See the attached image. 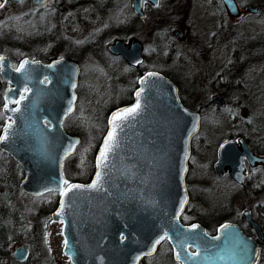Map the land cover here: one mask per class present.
<instances>
[{
	"label": "water",
	"instance_id": "1",
	"mask_svg": "<svg viewBox=\"0 0 264 264\" xmlns=\"http://www.w3.org/2000/svg\"><path fill=\"white\" fill-rule=\"evenodd\" d=\"M6 1L19 0H0ZM31 1L39 4L45 0ZM221 1L230 15L237 14L233 0ZM246 10L256 12L251 6ZM139 44L116 40L106 48L136 67L142 61ZM127 47L133 55L127 53ZM7 61V57L0 59V76L10 86L3 93L1 111L10 120L1 130L0 149L22 168L19 191L33 197L51 191L59 195L50 217L61 222L62 254L70 264H137L152 255L162 240L171 243L175 259L182 264H255L259 248L243 238L235 224H221L212 237L199 223L183 226L178 220L187 202L184 177L190 140L198 133L200 117L196 110L181 104L171 80L152 71L140 75L130 104L111 110L105 119V133L92 160L91 180L63 185L61 162L75 151L78 139L63 133L61 122L74 109L78 66L58 58L45 65L24 58L11 69ZM45 76L50 80L42 84ZM24 89L19 99L18 93ZM214 101L223 106L219 96L215 95ZM131 108L136 111L125 113ZM109 132L114 139L101 162L97 158ZM238 141L241 150L229 164L235 181L241 177L242 155L250 164L264 167V157L252 155L248 146ZM234 147L228 140L219 145L215 168L226 165L224 155ZM94 182L96 186H92ZM244 215L262 240L261 228L248 217V211ZM192 226L195 231H189ZM230 242L249 254L227 262L214 254ZM189 246L195 253L184 257L180 250Z\"/></svg>",
	"mask_w": 264,
	"mask_h": 264
},
{
	"label": "flooded vegetation",
	"instance_id": "2",
	"mask_svg": "<svg viewBox=\"0 0 264 264\" xmlns=\"http://www.w3.org/2000/svg\"><path fill=\"white\" fill-rule=\"evenodd\" d=\"M8 3H15V5L24 4L25 7H28V9L32 11L31 13L35 16L34 20L37 28L33 30V34L31 35L33 38V44L29 46V49L33 50V48L36 47V51L39 55V57H32L28 51L23 52L21 55L17 53H7V55H2L0 51V59L7 57V62L11 69L16 68L17 64H19L18 62L24 58H27L28 61L37 60V62L44 65L45 63H50L52 60L58 58L69 60V62H72L75 65L77 64L78 66L77 70L79 71L76 79L77 85L74 89L76 93L74 109L61 122L62 132L78 139L75 151L80 144L78 134H80L81 126L78 122H75L72 117L82 116L79 114L76 116L74 112L77 107V100L81 95L84 99H88L90 95L92 96L94 94V91L89 89L90 86L86 85L85 87V84L80 83L78 80V78H80L85 72L81 69V61L83 58H86V55H89L91 59H95L99 62L101 67L108 70L107 72H110L111 74L119 73L120 71L122 72V70H119L120 67L125 69L123 71H125L124 75L126 80L124 83L126 85L125 87L121 86L117 91H122L126 94L125 97L119 101V105L115 108H118L120 105L124 106L130 104L132 101L131 96L139 76L149 71L162 73L163 76L171 80L177 89V96L179 97L180 102L184 105L183 97L181 96L182 87L178 85V80H176V77L172 74L168 75L170 72H162L159 67L162 66L164 69L166 68L165 65L178 61L177 59H179L181 55L185 56L182 51L179 50L180 44L182 46V43L185 42L184 46H190L192 51L190 52L191 71L189 73L190 88L188 94L191 101L190 110H193V99L196 101L198 100L201 104H210L222 109L225 106V100L230 98L229 63L233 62L235 56H239L244 52L247 44L250 45L252 41H255V43L261 42V40L264 39L262 34L259 33H253L247 35V37L243 30L245 29L246 19H257L258 17L264 18V4L260 3L255 5L250 0H233L236 7L235 10L237 11L235 16L230 15V13L225 10L226 8L221 0H45L39 4H35L31 0H19L18 2L6 1L5 4H3V7ZM203 4H207V9L203 12L199 11L200 13L197 12V7ZM249 6L256 9V12L246 10ZM3 7H0V9ZM209 12L212 14L214 12V15L218 18V26H212L206 31H199L196 28L198 21L203 20L208 16ZM39 19H41V21H39ZM35 32L38 35H41V38L37 36ZM2 38H5L2 45L4 46L6 44L9 46V43L6 42L7 38L3 34H0L1 41ZM205 38H208L207 43L203 42L205 41ZM106 40H108V42H106ZM116 40H120L123 44H127L128 40H134L140 43V57H142V61L138 66L132 67L120 57V54L112 55L108 52L106 45L109 43L111 44ZM36 41L40 42L41 45L37 46L36 43H34ZM181 41L182 43L179 44ZM104 42H106V44H104ZM20 43L21 42L15 44ZM54 48L60 56L57 55L55 58H48V56H45L46 54L49 55V53H52ZM117 50L115 49L114 51L117 52ZM126 51L129 55L134 54L131 47H127ZM193 55L198 57L201 56L202 58L204 57L205 60H203V64L205 65V70L210 69L214 74H212L213 76L211 75L208 83L203 81L208 78L204 75L199 87H196L195 84L193 85ZM105 56L107 57L105 58ZM215 57L220 61H216ZM226 57H228V59L231 57V61L227 62L225 59ZM171 66L173 65L171 64ZM236 71L237 70L234 72L237 73ZM31 76L35 77L36 73H32ZM120 77L121 76H119V79ZM48 80H50L49 77L45 76L40 82L46 84ZM1 85L4 86V90L0 94V117L2 119L0 122V133L3 125L10 120L8 117L2 115L1 111L3 106V93H5V90L10 86L0 76V86ZM25 89L18 93L19 99L24 96L23 92H25ZM215 95L219 96L223 101L222 107L214 101ZM15 105V103H11V106ZM115 108H109V111L105 114V119L109 112ZM198 116L201 117L200 113ZM105 119L103 120V132L97 141L98 144L96 148L92 150L93 154L90 161L91 166L89 167V171H87V175L82 177V182L87 183L92 178V171H94V163L92 160L95 155V150H97L99 146V141L105 133ZM44 124L47 126L49 125V123L46 122H44ZM200 125L201 118L199 119L198 125L199 131L201 127ZM198 133L195 135H198ZM195 135H193L190 140V153L186 166L187 171L184 177V189H186L187 193V202L182 209L183 212L178 220L183 226L199 223L205 233L212 237L216 235L217 228H219L221 224L229 222L235 224L237 226L236 228L242 233L243 238L253 241L254 245L259 248L255 264H261L264 260V227L261 226L258 218L255 217V212H257V214L259 213L260 217V203L256 202L252 207L250 206L249 208L242 209L239 215V222H232V220L227 219L218 223L217 220V223L215 222L214 225H212L211 223H208L209 221L206 223V221L201 219L200 215H202V213L200 207H202V204L200 200L197 202H194L193 200L195 197L194 194L197 191V187L193 186V180L195 178H192V146ZM226 140L233 141L236 147H234L235 149L228 150L226 155H224L225 159L228 160L226 165L221 169L215 168L214 166H216V162L218 161V147ZM238 140H241L244 145L248 146L252 155L264 157V154H260V152L251 149L246 136L244 137L238 132L235 134L230 132L226 134L225 139L213 146L209 165L206 166L207 168L206 171H204V174L202 172L200 175H204L203 178L210 180L220 179L226 183L228 182L232 188L241 190L243 193L242 195L246 196V189L248 187L252 190L254 188L253 192H256L255 185L260 182L261 176L259 174H264V167L260 164H250L247 157L242 155L240 157L242 172L239 181H235L232 176H230L232 173L229 164L236 160L238 150H241ZM72 154L74 155L75 152L73 151ZM6 157H9L10 159H6ZM68 157L64 158L63 162H61L62 174H64L65 181L67 183H70L71 181L82 183L75 181L80 178V174L76 173L79 168H73L68 172L64 167L63 163ZM10 160L13 164L9 162ZM23 177L21 166H18L11 156L7 155L0 149V181L2 180V182H7L8 184L12 183V185L18 186ZM67 183H63V185H66ZM54 194L57 198L52 209L41 207L46 201L44 193L36 197L24 194L27 198L34 201L33 205H31V216H29L28 219L22 218V214L17 211H11L8 213L6 211V213L4 212L5 214L1 216L2 218L0 220V264H70L68 257H64L62 254L63 238L61 237V243L58 248L56 246H53L52 248L47 238V219L60 228L61 235V222H56L50 217L59 198L58 194ZM246 211L249 212L248 217H250L253 222L261 228L263 233L262 240H259V238L256 237V231L253 227H250V224L244 217ZM230 212L231 210L228 209L227 215H229ZM11 220L15 222L16 226L5 225L6 222ZM166 241L167 240H162L157 245V248L153 251L152 255L140 259L137 264H182L180 259H175L171 243ZM224 245V248L220 251L214 252V254L217 257L223 256L225 262L236 260V256L243 254L245 256L249 254V251L246 252L244 249H238L237 245L233 248V242ZM192 249V246H189L184 251L180 250V254L184 257H193L195 251ZM57 252L62 255L59 257L65 262L62 260L59 261L58 258L54 256Z\"/></svg>",
	"mask_w": 264,
	"mask_h": 264
},
{
	"label": "rangeland",
	"instance_id": "3",
	"mask_svg": "<svg viewBox=\"0 0 264 264\" xmlns=\"http://www.w3.org/2000/svg\"><path fill=\"white\" fill-rule=\"evenodd\" d=\"M250 1L255 5L260 3L264 4V0ZM206 9L207 4H203L197 7V12H203ZM31 12L32 11L29 10L28 7H25L24 4L15 5V3H8L5 7L0 9V30L2 27L9 28L10 30L14 27V31L20 37L33 34V30L37 28V25L34 20L35 16ZM217 20L218 18L214 15V12L213 14L209 12L208 16L198 21L196 28L199 31H206L212 26H218ZM39 21H41V19H39ZM243 30L246 36L259 33L264 37V18L246 19L245 29ZM37 36L41 38V35L37 34ZM21 40L22 39L17 40V42H21L20 44H15L13 46H7L5 44L3 46L2 42L5 41V38H2V41L0 39V51L2 55H7V53H17L21 55L23 52L28 51L30 56L39 57L36 47L30 50L27 48L26 43ZM207 41L208 38H205L203 42L207 43ZM106 42H108V40H106ZM106 42H104V44H106ZM34 43H36L37 46L41 45V43L37 41ZM180 43H182V41L179 42V44ZM182 44V46L180 44L179 50L182 51L185 56L181 55L179 59H177L178 61L165 65L166 68L164 69L162 66L159 68L162 72H170L168 75L172 74L176 77L179 83L178 85L182 87L181 96L183 97L184 106L191 109V101L188 94L190 88L189 73L191 71L190 52L192 51L190 46H184L185 42ZM57 55L60 56L59 53H57ZM106 57L107 56H105V58ZM215 58L216 61H220L217 57ZM225 59L227 62L231 61V57H229V59L226 57ZM203 60H205L204 57L193 55L192 75L193 85L195 84L196 87L200 86L199 84L204 75L209 79L207 78L203 81L208 83L213 74V71L210 69L205 70ZM171 64L173 66H171ZM229 65H231V62ZM81 69L85 72L78 80L80 83H84L85 87L86 85L90 86L89 89L94 91V94L92 96L90 95L88 99H84L81 95L77 100V107L74 112L76 116L78 114L82 116L72 118L75 122L80 124V133L83 135V139L79 141L80 144L77 150L74 151L75 154L70 155L63 163L68 172L73 168H79L76 172L80 174L79 179H82L83 176L85 177L87 171H89L93 147L96 145V141L100 138L103 132L102 130L104 129L103 120L105 119V114L109 111V108L117 107L119 101L122 100L126 94L125 92L117 91L121 86L125 87L126 85L124 83L126 80L124 75L125 71H123L125 70L124 68L120 67L119 70H122V72L111 74L107 72L108 70L101 67L99 62L95 59H91L89 55H86V58H83L81 61ZM242 72L243 74L240 80H234L232 83L229 82L230 98L225 100V106L222 109L210 104H201L198 100L196 101L193 99V109L199 111L198 113H200L201 116L200 131L198 135L194 136L192 146V178H195L193 180V186L197 187L193 200L194 202L200 200L202 204V207H200L202 215H200V217L206 221V223L209 221L208 223L212 225H214L217 220L218 223L227 219L232 220V222H239L241 210L249 208L250 206L252 207L253 204L258 202L260 203L259 208L261 214L259 217V213L257 214V212H255V217L258 218L259 223L264 227V216H261L264 215V174H259L261 177L260 182L255 185L256 192H253L254 188L252 186L253 190L248 187L246 189V196L242 195L243 193L241 190L232 188L228 182L226 183L220 179L210 180L203 178L204 175H200L202 172L204 174L207 168L206 166L209 165L213 146L225 139L226 134L230 132L234 134L238 132L242 134V136H246L251 149L260 152V154H264V64L258 66L253 65L251 68L243 70ZM119 76H121L120 79ZM3 90L4 86L1 85L0 94ZM1 120L0 117V122ZM2 195H4V189L0 187V196ZM17 198L20 207H22V212L24 213H21L22 218L28 219L29 216H31L30 210L34 201L27 198L23 192H21ZM228 209L231 210L229 215H227ZM46 227H48L47 238L51 247L53 248V246H56L58 248L61 243V237H59L60 228L48 219ZM54 256L57 257L59 261L62 260L60 258L62 255L58 254V252ZM62 261L65 262L64 260ZM261 264H264V260Z\"/></svg>",
	"mask_w": 264,
	"mask_h": 264
},
{
	"label": "trees",
	"instance_id": "4",
	"mask_svg": "<svg viewBox=\"0 0 264 264\" xmlns=\"http://www.w3.org/2000/svg\"><path fill=\"white\" fill-rule=\"evenodd\" d=\"M14 30H15L14 27L12 28V30H10L9 28H3V27L0 30V34L1 35L3 34L7 38L6 42L9 43V46H13L15 45V43H18L17 40L19 39H22L21 41H24L26 43L27 48H29V46L33 44V41H32L33 38L31 36L32 34L23 35V37H20ZM57 53H58L57 50H55L54 48V51L52 53H49V55L46 54L45 56H48V58H55V56H57ZM263 64H264V39L261 40V42H257V43H255V41H252L250 45L248 44L246 45V49L244 50V52H242L239 56L234 57V60L230 65V71H229L230 82L232 83V81L234 80L236 81L240 80L243 74L242 72L243 70L249 69L253 65L258 66V65H263ZM235 70H237L236 71L237 73L234 72ZM78 138L79 140L83 139V135L80 133ZM97 144L98 142L96 143L93 149L96 148ZM7 158L10 159L9 157H6V159ZM9 162L13 164L11 160ZM71 180H75V179H71ZM82 180L83 178L76 179L75 181L82 182ZM0 182H1L0 187L4 189V196H1L3 200L0 198V220L2 218L1 216L5 214L6 212L8 213L11 211H17L20 214L23 213L22 207H20L18 198H17L21 193L19 192L18 187L16 185H12V183L8 184L7 182H2V180ZM44 196H46V201L44 204H42L41 207L45 209L47 208L52 209L54 207L53 205L56 203V198H57L54 194V191H51L45 194ZM5 225L6 226H11V225L16 226L13 220L6 222Z\"/></svg>",
	"mask_w": 264,
	"mask_h": 264
},
{
	"label": "snow or ice",
	"instance_id": "5",
	"mask_svg": "<svg viewBox=\"0 0 264 264\" xmlns=\"http://www.w3.org/2000/svg\"><path fill=\"white\" fill-rule=\"evenodd\" d=\"M0 7H3L2 2H0ZM16 103H19V101H16ZM4 107H5V111H7V102L6 101H5ZM137 107H139L138 104H137ZM124 111H125V113H134L136 111V108L125 109ZM113 139H114L113 133L109 132L108 137L105 140V146L101 149L100 155L97 158L99 161L102 162L104 159H106L107 149L109 147V141H111ZM97 175L99 176V173ZM65 183H67V182L65 181ZM92 186H96V182H94ZM74 187H79V186H74ZM195 228H196V226H192V228H190L189 231H195ZM216 239H219V237H216ZM158 242L159 241H157V243Z\"/></svg>",
	"mask_w": 264,
	"mask_h": 264
}]
</instances>
